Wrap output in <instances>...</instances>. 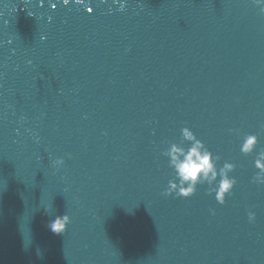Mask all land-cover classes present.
<instances>
[{
  "label": "water",
  "instance_id": "obj_1",
  "mask_svg": "<svg viewBox=\"0 0 264 264\" xmlns=\"http://www.w3.org/2000/svg\"><path fill=\"white\" fill-rule=\"evenodd\" d=\"M117 8L0 0V264H264V14L252 0ZM185 126L236 164L223 205L207 185L163 195L162 153ZM244 134L259 138L247 156Z\"/></svg>",
  "mask_w": 264,
  "mask_h": 264
},
{
  "label": "clouds",
  "instance_id": "obj_2",
  "mask_svg": "<svg viewBox=\"0 0 264 264\" xmlns=\"http://www.w3.org/2000/svg\"><path fill=\"white\" fill-rule=\"evenodd\" d=\"M70 0H63L68 5ZM76 4H84V0H74ZM259 8L260 13L264 14V0H252ZM113 4L118 5L117 10L123 11L126 7V0H112ZM55 7V5H53ZM91 13L92 8L86 7ZM111 12L112 9L109 8ZM45 39V37H41ZM234 131L229 129V132ZM181 139L179 142H170L168 148L162 153L168 158V167L172 169L173 178L168 181L163 195L170 196L175 194L177 197L188 198L194 195L198 186L207 185L206 194H214L215 200L220 205L225 204L226 197L232 195L233 189L237 184L235 176L230 175L235 169L236 164L225 160L220 165L222 157L213 153L203 140L199 139L195 133L187 126L180 129ZM259 143L257 134H244L240 145V152L247 156L252 154ZM187 145V147H185ZM56 166H63L65 160L57 159L53 162ZM254 166L258 170L252 177V183L264 185V148L256 153ZM52 206L47 207L51 211ZM212 214L215 211L212 210ZM256 219L255 212H248L249 222ZM71 223V217L68 214L57 215L49 223V229L59 235L67 231Z\"/></svg>",
  "mask_w": 264,
  "mask_h": 264
}]
</instances>
